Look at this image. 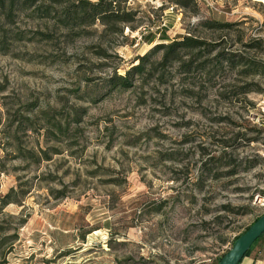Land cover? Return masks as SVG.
<instances>
[{"label": "rangeland", "instance_id": "374dc122", "mask_svg": "<svg viewBox=\"0 0 264 264\" xmlns=\"http://www.w3.org/2000/svg\"><path fill=\"white\" fill-rule=\"evenodd\" d=\"M120 9L74 30L0 10V264H218L264 216V0ZM246 258L264 264V236Z\"/></svg>", "mask_w": 264, "mask_h": 264}, {"label": "trees", "instance_id": "16d2710c", "mask_svg": "<svg viewBox=\"0 0 264 264\" xmlns=\"http://www.w3.org/2000/svg\"><path fill=\"white\" fill-rule=\"evenodd\" d=\"M121 2L123 3L125 0H98L96 3H92L89 0H0V10H3L6 5L12 8L19 3L23 6H29V8L36 6V11H44L46 18L54 20L63 28L74 30L91 26L97 21L105 26L129 23L132 13L120 9ZM203 45L202 41L190 37L184 38L182 41L171 42L167 45H158L150 53L156 54L159 50L164 51L160 62H153L150 54L145 55L139 59V64L133 66L125 76H114L108 82L112 88L129 89L132 87L136 77L139 78L145 75L147 71L150 72L155 69V66L162 67L181 62V53L184 50H197ZM263 236L264 234L257 242ZM252 249L247 253L245 258L250 255ZM222 258H220L219 262Z\"/></svg>", "mask_w": 264, "mask_h": 264}, {"label": "water", "instance_id": "95a60500", "mask_svg": "<svg viewBox=\"0 0 264 264\" xmlns=\"http://www.w3.org/2000/svg\"><path fill=\"white\" fill-rule=\"evenodd\" d=\"M264 234V216L255 221L233 244L218 264H240L257 240Z\"/></svg>", "mask_w": 264, "mask_h": 264}, {"label": "crops", "instance_id": "0c3cea01", "mask_svg": "<svg viewBox=\"0 0 264 264\" xmlns=\"http://www.w3.org/2000/svg\"><path fill=\"white\" fill-rule=\"evenodd\" d=\"M248 260V258H245L241 264H244L246 261Z\"/></svg>", "mask_w": 264, "mask_h": 264}, {"label": "built area", "instance_id": "2783aa9c", "mask_svg": "<svg viewBox=\"0 0 264 264\" xmlns=\"http://www.w3.org/2000/svg\"><path fill=\"white\" fill-rule=\"evenodd\" d=\"M262 114H264V107L262 108Z\"/></svg>", "mask_w": 264, "mask_h": 264}]
</instances>
